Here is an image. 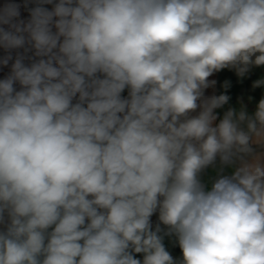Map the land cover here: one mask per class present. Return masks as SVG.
Returning a JSON list of instances; mask_svg holds the SVG:
<instances>
[{"label": "clouds", "instance_id": "obj_1", "mask_svg": "<svg viewBox=\"0 0 264 264\" xmlns=\"http://www.w3.org/2000/svg\"><path fill=\"white\" fill-rule=\"evenodd\" d=\"M0 49V264H264V98L206 95L264 0H2Z\"/></svg>", "mask_w": 264, "mask_h": 264}, {"label": "crops", "instance_id": "obj_2", "mask_svg": "<svg viewBox=\"0 0 264 264\" xmlns=\"http://www.w3.org/2000/svg\"><path fill=\"white\" fill-rule=\"evenodd\" d=\"M0 2H2V0H0ZM17 2L22 3V0H17ZM45 7L51 9L52 5H45ZM21 17L23 19L28 18V12L23 8H21ZM19 51L23 52L22 49ZM11 54L13 55V61L9 62V66H0V79L4 78V76L7 75L10 71V65L14 62L16 50H14ZM4 55H6V53L3 49H0V58H3ZM27 55L31 56L32 53L29 52ZM25 62L27 63L28 61ZM209 79H214L217 81V83L214 88H209L206 90V95H219L221 93H225L231 97L229 106L238 108L241 104H243L247 108L249 113L254 112L257 104L259 103V100L261 98H264V85L253 88V83L255 81L264 79V66H253L243 78L237 77L234 71L224 69L219 73H215ZM225 81H228L230 83V86L227 89L223 87ZM123 95L126 96L127 91H125ZM215 177L216 172L212 169H208L203 175L202 180L209 189L211 188V183L215 179ZM152 219L153 224L155 225V223L157 222V217L153 216ZM164 244L169 252L175 254V256L173 257L177 260L176 254L178 252L179 245L176 237L166 236L164 238Z\"/></svg>", "mask_w": 264, "mask_h": 264}, {"label": "built area", "instance_id": "obj_3", "mask_svg": "<svg viewBox=\"0 0 264 264\" xmlns=\"http://www.w3.org/2000/svg\"><path fill=\"white\" fill-rule=\"evenodd\" d=\"M172 256H175L174 253L170 252ZM176 257H177V261H179L181 258H182V252H181V249L179 248L178 249V252L176 254Z\"/></svg>", "mask_w": 264, "mask_h": 264}]
</instances>
